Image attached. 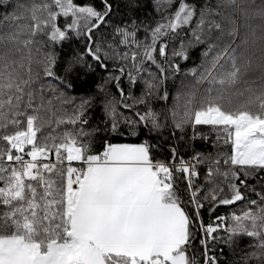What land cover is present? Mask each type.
I'll return each instance as SVG.
<instances>
[{
    "label": "snow or ice",
    "instance_id": "snow-or-ice-1",
    "mask_svg": "<svg viewBox=\"0 0 264 264\" xmlns=\"http://www.w3.org/2000/svg\"><path fill=\"white\" fill-rule=\"evenodd\" d=\"M0 6V264H264V0Z\"/></svg>",
    "mask_w": 264,
    "mask_h": 264
},
{
    "label": "trees",
    "instance_id": "trees-1",
    "mask_svg": "<svg viewBox=\"0 0 264 264\" xmlns=\"http://www.w3.org/2000/svg\"><path fill=\"white\" fill-rule=\"evenodd\" d=\"M77 2H83V0H77ZM114 6L117 3V0H112ZM119 5L121 10H125L127 6L130 3V0H118ZM135 7L132 8V11L134 14L139 15L142 11H149L151 10V0H135ZM147 5L148 7H144ZM5 11L4 7L0 6V12ZM56 71L58 73L62 72V65H58ZM79 78L74 80V88L75 91L70 92L72 95H80L82 93H85L89 91L92 87H94L95 82L102 76L104 75L103 72H101L99 69H96L95 71H90L87 69V67L83 69H77ZM138 91V89H137ZM174 91V89H173ZM169 104H171V97H169ZM95 123V122H93ZM122 135H117L115 139L112 140V142L116 143H139L143 139L147 137V129L143 128L141 126L139 130V139L136 136H131L127 134V129H122ZM171 129L167 128L160 137H157L155 133H153L150 137L152 143H157L159 140V148L156 150V156L159 159L162 160H167L171 158V154L169 152V145H174L178 148L177 152V159L180 156H188L190 152H192V149L195 148L197 151H203V152H208L212 151V141L209 140L207 143L200 139L196 140H191L188 137L191 136V130L188 131L187 136L183 141L179 140L178 137L180 133H177L176 139H173L172 136L170 135ZM101 136L103 137V133H101ZM104 138H109V137H104ZM202 178V177H201ZM255 182V181H251ZM237 208L240 207L239 204L236 205ZM230 209L226 208L225 206H220L216 211L215 215H220L221 213L225 211H229ZM203 219L207 223L210 220V214L207 211V206L205 207V210L203 212ZM247 241H241V243H246ZM221 249L223 250L225 256L229 255V249L226 246H220L216 249L217 252H220ZM202 251V250H201Z\"/></svg>",
    "mask_w": 264,
    "mask_h": 264
},
{
    "label": "built area",
    "instance_id": "built-area-1",
    "mask_svg": "<svg viewBox=\"0 0 264 264\" xmlns=\"http://www.w3.org/2000/svg\"><path fill=\"white\" fill-rule=\"evenodd\" d=\"M190 155H192V152H190V153L188 154V156H190ZM188 156H186L185 158H187Z\"/></svg>",
    "mask_w": 264,
    "mask_h": 264
},
{
    "label": "rangeland",
    "instance_id": "rangeland-1",
    "mask_svg": "<svg viewBox=\"0 0 264 264\" xmlns=\"http://www.w3.org/2000/svg\"><path fill=\"white\" fill-rule=\"evenodd\" d=\"M93 122H95V121H93Z\"/></svg>",
    "mask_w": 264,
    "mask_h": 264
}]
</instances>
